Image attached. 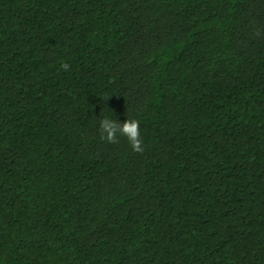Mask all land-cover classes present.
<instances>
[{
  "label": "trees",
  "instance_id": "16d2710c",
  "mask_svg": "<svg viewBox=\"0 0 264 264\" xmlns=\"http://www.w3.org/2000/svg\"><path fill=\"white\" fill-rule=\"evenodd\" d=\"M0 264H264V0H0Z\"/></svg>",
  "mask_w": 264,
  "mask_h": 264
},
{
  "label": "clouds",
  "instance_id": "9594fccd",
  "mask_svg": "<svg viewBox=\"0 0 264 264\" xmlns=\"http://www.w3.org/2000/svg\"><path fill=\"white\" fill-rule=\"evenodd\" d=\"M71 65L62 63L61 69L65 72L69 71ZM101 139L110 144L119 143V137H126L134 152L142 154L144 152L143 141L140 136V122L135 119H127L123 124L109 119L103 118L100 123Z\"/></svg>",
  "mask_w": 264,
  "mask_h": 264
}]
</instances>
